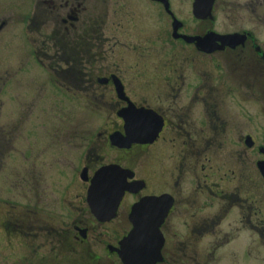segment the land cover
Here are the masks:
<instances>
[{"label": "rangeland", "instance_id": "obj_1", "mask_svg": "<svg viewBox=\"0 0 264 264\" xmlns=\"http://www.w3.org/2000/svg\"><path fill=\"white\" fill-rule=\"evenodd\" d=\"M52 2L0 0V23H5L0 30V264H122L106 252L105 244H115L126 231L122 224L126 203L112 225L96 223L84 202L86 184L79 176L84 166L89 167V173L96 168L94 158L102 156L107 162L114 157L112 151L103 147L104 128L112 119V89L87 81L75 85L72 75L49 70L64 64L61 60L67 50L61 46L71 45L75 36L92 35L91 24H101L103 17L106 23L96 35L102 44L100 65L113 67L100 68V74L116 72L124 78L127 65L147 67L149 63L161 62L164 75L182 73L183 79L192 85L198 83V78L208 77L206 60L179 44L170 51L157 39L162 33L159 23L149 25L152 20L147 19L142 27L134 19L140 14L132 7L134 0ZM184 2L173 0V8L195 31L190 8L186 9ZM71 8L76 10L79 20L63 24L61 20ZM237 11L231 7L221 13L227 25L248 20ZM139 28L146 32L143 34ZM135 45L145 56L132 48ZM40 60L43 65L38 63ZM171 83L174 87H167L169 94L175 89V83ZM244 96L245 103L234 107L232 96H227L229 108L220 112L228 114L233 128L240 121L248 133L264 143V104L247 101V91ZM250 159L254 169L253 151ZM203 163L204 177L208 174L207 183H211L212 160ZM150 166V159L142 158L137 165L139 176L151 174ZM159 179L157 175L156 180ZM185 208L187 221L193 226L201 218L218 212L215 202L207 205L206 210L189 205ZM172 220H168L169 228L174 224ZM238 220L236 215H230L215 228V233L195 245L199 249L195 254L188 251L194 263L264 264V234H258L256 243L253 232L244 229ZM74 223L90 228L86 243H78L73 237ZM176 227V238L171 237L174 233L168 228L169 243H178L182 249L189 232L180 230L179 224ZM229 229H235L231 237L235 241L226 246L223 232ZM216 242L221 246L213 249ZM179 261L193 264L183 257Z\"/></svg>", "mask_w": 264, "mask_h": 264}, {"label": "flooded vegetation", "instance_id": "obj_2", "mask_svg": "<svg viewBox=\"0 0 264 264\" xmlns=\"http://www.w3.org/2000/svg\"><path fill=\"white\" fill-rule=\"evenodd\" d=\"M41 1L54 4L52 0ZM180 1H186L182 3L183 6L190 8V20L196 25L195 31L189 29L187 20L179 17L173 8V0H134V6H131L140 11L139 17L134 19L144 27L147 19L152 20L149 25L159 23L158 29L162 33L157 39L170 51L175 44H179L201 54L206 60V80L200 77L198 83L190 85L183 79L182 73L164 75L162 71L165 68L161 62L149 63L147 67L127 65L124 78L116 72L100 74V68L113 67L100 65L103 60L100 54L102 44L96 35L99 27L106 23L104 17L101 24H91L92 35L75 36L71 45L66 43L61 46L67 50L63 53L66 57L61 60L64 64L61 68L52 66L49 70L50 73L64 71V74L72 75L75 85L87 81L90 85L112 89V119L104 128V146H101L112 151L114 157L107 162L102 156L94 158L96 168L89 173V167L84 166L79 176L86 184L84 202L96 223L111 224L121 216L120 209L126 203L122 219L126 231L115 244H105L106 252L118 259L119 242L132 229V206L149 196L166 194L171 200L160 225L164 244L160 252L162 261L157 264H180V257L190 259L195 264L193 255L187 252L195 254L199 250L195 249V245L206 239L208 234L215 233V228L230 215H236L244 229L253 232L256 243L258 234H264V175L257 164L264 160V143L248 133L240 121L233 128L228 114L220 112L225 107L229 108L227 96L231 95L235 101L233 107L244 104L245 91L247 101L264 104V0H213L209 7L207 3L200 2L197 6L198 17L194 15L195 0ZM231 7L238 9V14L246 16L248 20L227 25L221 13ZM145 8L151 11L147 12ZM78 20V13L71 8L61 21L67 24ZM4 24L0 23V30ZM139 31L143 34L146 32L140 28ZM132 48L143 57L142 49L136 45ZM38 63L43 65L41 60ZM72 70L73 73L66 72ZM179 76L183 80H179ZM147 77L148 80L145 79ZM171 82L175 83V89L169 94L166 90ZM113 136L118 137L117 144L113 143ZM250 151L256 155L254 169ZM147 157L151 161V174L139 176L137 165ZM209 158L212 160L211 183H207L208 174L204 177L206 167L203 162ZM109 165L125 181L126 189L115 215L99 221L87 203V193L98 170ZM157 175L161 179L156 180ZM213 202L218 209L216 214L201 218L194 226L187 221L185 205L206 210L207 205ZM170 218L174 224L169 228ZM178 224L180 230L189 232L182 249L178 248V243H169L168 228L174 233L171 237L176 238ZM72 226L75 240L86 243L90 228L81 223ZM236 229L239 227L236 226ZM232 230L223 232L222 241L226 246L235 241L231 239L235 233V229ZM220 246L216 242L212 248Z\"/></svg>", "mask_w": 264, "mask_h": 264}, {"label": "water", "instance_id": "obj_3", "mask_svg": "<svg viewBox=\"0 0 264 264\" xmlns=\"http://www.w3.org/2000/svg\"><path fill=\"white\" fill-rule=\"evenodd\" d=\"M212 1L195 0L194 15L198 17L197 6L200 2L207 3L209 7ZM188 39L189 37L186 38ZM117 138L113 136V143H118ZM257 164L264 175V160L258 161ZM92 183L87 193V203L99 221L111 219L126 189L125 181L119 178L117 172L109 165L98 170ZM170 205L171 200L164 194L144 197L132 206V229L119 242L120 247L117 249L122 264H156L162 261L160 252L164 243L160 225Z\"/></svg>", "mask_w": 264, "mask_h": 264}]
</instances>
